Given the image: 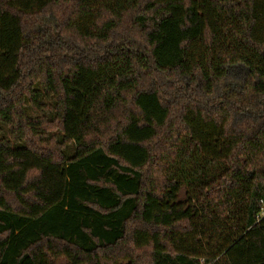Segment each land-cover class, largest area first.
I'll return each instance as SVG.
<instances>
[{"label":"trees","instance_id":"trees-1","mask_svg":"<svg viewBox=\"0 0 264 264\" xmlns=\"http://www.w3.org/2000/svg\"><path fill=\"white\" fill-rule=\"evenodd\" d=\"M0 264H264V0H0Z\"/></svg>","mask_w":264,"mask_h":264},{"label":"rangeland","instance_id":"rangeland-1","mask_svg":"<svg viewBox=\"0 0 264 264\" xmlns=\"http://www.w3.org/2000/svg\"><path fill=\"white\" fill-rule=\"evenodd\" d=\"M2 127H3V131H1L0 137L1 136H5L7 138L10 137L9 129L6 126H4L3 124H2Z\"/></svg>","mask_w":264,"mask_h":264}]
</instances>
